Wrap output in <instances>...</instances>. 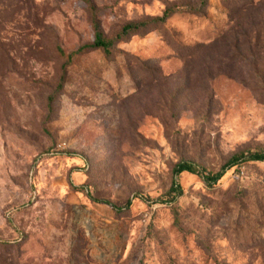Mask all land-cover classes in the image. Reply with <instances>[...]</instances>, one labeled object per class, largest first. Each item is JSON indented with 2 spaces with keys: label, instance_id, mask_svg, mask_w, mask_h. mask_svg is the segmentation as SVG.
<instances>
[{
  "label": "rangeland",
  "instance_id": "374dc122",
  "mask_svg": "<svg viewBox=\"0 0 264 264\" xmlns=\"http://www.w3.org/2000/svg\"><path fill=\"white\" fill-rule=\"evenodd\" d=\"M248 151L264 0H0V264H264V160L166 201Z\"/></svg>",
  "mask_w": 264,
  "mask_h": 264
},
{
  "label": "trees",
  "instance_id": "16d2710c",
  "mask_svg": "<svg viewBox=\"0 0 264 264\" xmlns=\"http://www.w3.org/2000/svg\"><path fill=\"white\" fill-rule=\"evenodd\" d=\"M168 15L167 11H164V14L160 17H155L150 20H146L144 22L140 23H126L122 26L120 32L112 39H107L103 36L99 25L97 22H94V39L93 42L89 45H83L76 50L71 51L68 54V57L71 58L73 55L81 53V51L85 48H95V49H102L105 53H109L112 49V47L121 39H124L127 37V35L136 33L141 29L142 27H145L151 23L157 22V21H164L165 17ZM62 87V80L58 84V88ZM264 160V152L263 151H248L243 152L239 154H235L232 157H230L221 167L215 171V172H206L205 168L201 166L198 163L192 162V161H181L175 165L173 168V179L172 184L170 186V189L167 192V196L169 197V202H174L179 196L182 194V189L180 184L176 181V176L179 175L182 172H188L195 175H198L206 184L211 185L216 183L219 179L222 178V176L225 174V172L240 163L247 162V161H263ZM158 201V200H155ZM161 201V200H160ZM165 201V200H163ZM130 203V200H127V202L117 207V210L123 209L127 207Z\"/></svg>",
  "mask_w": 264,
  "mask_h": 264
},
{
  "label": "built area",
  "instance_id": "2783aa9c",
  "mask_svg": "<svg viewBox=\"0 0 264 264\" xmlns=\"http://www.w3.org/2000/svg\"><path fill=\"white\" fill-rule=\"evenodd\" d=\"M59 146H64L65 145V143H60V144H58Z\"/></svg>",
  "mask_w": 264,
  "mask_h": 264
}]
</instances>
